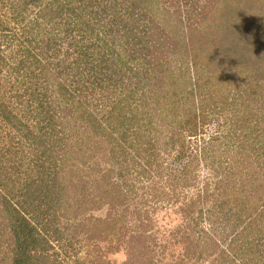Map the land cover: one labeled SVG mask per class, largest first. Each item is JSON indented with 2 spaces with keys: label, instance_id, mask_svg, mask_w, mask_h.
Masks as SVG:
<instances>
[{
  "label": "trees",
  "instance_id": "trees-1",
  "mask_svg": "<svg viewBox=\"0 0 264 264\" xmlns=\"http://www.w3.org/2000/svg\"><path fill=\"white\" fill-rule=\"evenodd\" d=\"M261 3L0 0V264H110L105 249L81 257L78 235L125 227L135 176L186 189L171 239L185 257L264 264ZM135 218L107 254L167 263L171 243Z\"/></svg>",
  "mask_w": 264,
  "mask_h": 264
},
{
  "label": "rangeland",
  "instance_id": "rangeland-1",
  "mask_svg": "<svg viewBox=\"0 0 264 264\" xmlns=\"http://www.w3.org/2000/svg\"><path fill=\"white\" fill-rule=\"evenodd\" d=\"M264 4L261 3V6H256L253 11L258 12V14L261 12L260 9L263 11V16L260 17V19H254L255 21H248L253 22L252 25L257 29V26L263 25L264 26ZM227 31L228 33L231 32L232 34H242L244 31H241L237 28V26L234 24H229ZM261 29L258 28L257 31H260ZM212 128L209 130V132L217 129V122H214V125H211ZM223 128H227L226 126ZM164 136L162 138L163 144H166V140L169 136L168 134H163ZM223 145V144H221ZM216 147L220 150V152L223 150V148H228V146H219L216 145ZM231 148V147H230ZM236 149V146H232V155H234V150ZM93 153L91 151H88V154ZM103 156V155H102ZM101 156V157H102ZM81 156H78L75 160V162H79V158ZM231 156L228 157V160L230 161ZM96 159V158H94ZM97 161V160H96ZM93 162V160L91 161ZM80 163V162H79ZM227 164L224 163V166ZM202 175L200 177L208 174L209 171H211L210 167H203L201 166ZM199 169V170H200ZM131 185H135V189L129 190L128 186H126L130 198H127L128 202L122 205L123 207H127L124 210H120L122 207H120V211H125L122 213L125 217L124 224L125 227L123 229H119V233H116L115 235H107L106 238H103L102 240L100 238H95L93 241L87 240L81 233L78 235V238H80V243L78 246H81L79 255L81 257H85L87 259L93 258L99 251L102 249L106 250L105 256H107V260L110 261V264H117L122 262L125 259V254L121 252L122 250L119 249V251H109L108 249L115 250V246L117 243H120L123 249H125L126 245L124 240H127L130 233H128V230L133 229V224L137 222L138 220L135 218V216H140L141 219L147 221L149 217L151 218V222L148 225L149 233L151 232L156 240L158 242H162L163 240L167 243H171V245L167 248V253L165 254L168 256V252L170 251L169 261L166 263V257L161 262L162 264H206V262L201 263L200 261H195V255L196 254H190L185 257L184 252L185 249L183 247L180 248L179 244H172L171 241L174 237V234L176 230L179 227H182L183 225L187 224L189 221V217H185L184 212L182 213V207L186 204V199L184 200L186 189H184L182 192H179V194L173 195L170 194L172 186L169 184V179L167 177H163V179H159L158 177L154 178H146L143 179V177L139 178L137 176L133 177L130 181ZM202 183V181H201ZM163 191H162V190ZM167 192L168 195L165 193L161 194L159 192ZM177 193V192H176ZM213 199L208 200L204 206L206 208H214L216 207V199L213 196ZM214 206V207H213ZM107 207L103 209H98L97 215L104 217L106 215ZM135 215V216H134ZM82 217V216H80ZM202 225H205V222L202 223ZM119 228V227H118ZM69 232V231H68ZM151 234V235H152ZM153 237V236H152ZM117 242V243H116ZM116 244V245H115ZM179 246V247H178ZM101 248V249H100ZM187 248V247H186ZM195 247H190L191 249H194ZM155 250L153 251V254L156 256ZM162 256V255H161ZM184 258L181 262V259ZM117 262V263H116ZM160 262V261H159Z\"/></svg>",
  "mask_w": 264,
  "mask_h": 264
}]
</instances>
